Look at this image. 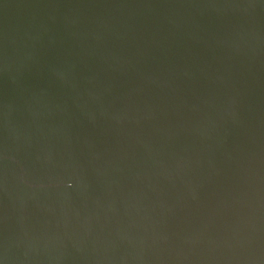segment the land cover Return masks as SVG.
Wrapping results in <instances>:
<instances>
[{
  "label": "water",
  "instance_id": "water-1",
  "mask_svg": "<svg viewBox=\"0 0 264 264\" xmlns=\"http://www.w3.org/2000/svg\"><path fill=\"white\" fill-rule=\"evenodd\" d=\"M0 264H264V0H0Z\"/></svg>",
  "mask_w": 264,
  "mask_h": 264
}]
</instances>
